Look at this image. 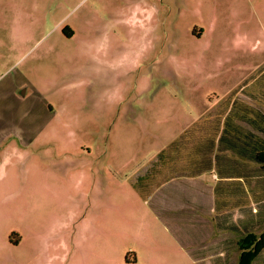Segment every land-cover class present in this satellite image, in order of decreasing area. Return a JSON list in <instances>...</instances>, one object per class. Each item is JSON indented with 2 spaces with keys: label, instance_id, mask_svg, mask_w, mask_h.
Instances as JSON below:
<instances>
[{
  "label": "rangeland",
  "instance_id": "obj_1",
  "mask_svg": "<svg viewBox=\"0 0 264 264\" xmlns=\"http://www.w3.org/2000/svg\"><path fill=\"white\" fill-rule=\"evenodd\" d=\"M262 66L264 0H0V264H198L113 199Z\"/></svg>",
  "mask_w": 264,
  "mask_h": 264
},
{
  "label": "crops",
  "instance_id": "obj_2",
  "mask_svg": "<svg viewBox=\"0 0 264 264\" xmlns=\"http://www.w3.org/2000/svg\"><path fill=\"white\" fill-rule=\"evenodd\" d=\"M196 35L201 37L202 32ZM26 88L24 98L29 96ZM199 124L200 129L159 159L171 143ZM263 150L264 66L216 109L187 124L131 179L119 174L120 181L128 179L132 192L116 195L113 203L131 208L132 218L136 217L133 207L140 205L147 213L144 216L157 228L156 236L170 240L177 247L176 254H186L198 264H239V240L264 231V171L255 160ZM83 151L91 159V148L84 147ZM49 174L48 170L42 175L35 173L34 187L38 181L48 179ZM117 226L124 228L119 222ZM233 234L241 238L236 239ZM23 243V236L17 232L10 239V250H23ZM65 245L68 252L64 264H140L142 260L136 247L115 260L105 255L79 254L83 244L78 236ZM168 257L162 249L151 255L158 264H166Z\"/></svg>",
  "mask_w": 264,
  "mask_h": 264
},
{
  "label": "trees",
  "instance_id": "obj_3",
  "mask_svg": "<svg viewBox=\"0 0 264 264\" xmlns=\"http://www.w3.org/2000/svg\"><path fill=\"white\" fill-rule=\"evenodd\" d=\"M65 34L68 35L66 32ZM201 125H197L195 128L187 131L183 136H181L179 140L171 143L168 150H165L159 154V159L165 154L174 150V148H176L179 143L184 142L186 136L200 129ZM255 160L262 165V170L264 171V150L255 156ZM236 231L240 232L238 230ZM238 247L241 251L239 264H264V232L259 236L253 233L246 235L241 240H239ZM257 260L258 262L256 263Z\"/></svg>",
  "mask_w": 264,
  "mask_h": 264
}]
</instances>
